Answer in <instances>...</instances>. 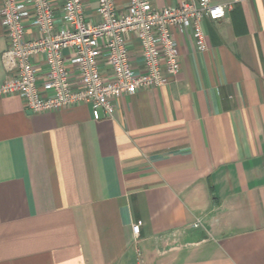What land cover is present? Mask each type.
I'll use <instances>...</instances> for the list:
<instances>
[{
	"label": "crops",
	"instance_id": "obj_1",
	"mask_svg": "<svg viewBox=\"0 0 264 264\" xmlns=\"http://www.w3.org/2000/svg\"><path fill=\"white\" fill-rule=\"evenodd\" d=\"M204 26L208 49L176 29L180 73L111 117L0 97V264H264V0ZM7 47L0 16V85Z\"/></svg>",
	"mask_w": 264,
	"mask_h": 264
},
{
	"label": "built area",
	"instance_id": "obj_2",
	"mask_svg": "<svg viewBox=\"0 0 264 264\" xmlns=\"http://www.w3.org/2000/svg\"><path fill=\"white\" fill-rule=\"evenodd\" d=\"M8 47L0 97L18 94L33 112L88 105L94 119L111 117L115 99L160 88L182 69L175 30L192 28L208 49L205 19L219 20L236 2L184 0L157 7L153 0H1ZM95 2L100 19L86 6ZM28 27L35 30L30 35ZM143 221L132 225L137 234ZM199 225V221L195 222Z\"/></svg>",
	"mask_w": 264,
	"mask_h": 264
}]
</instances>
